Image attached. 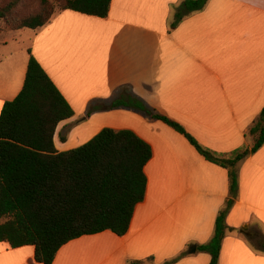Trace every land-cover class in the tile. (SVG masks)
I'll use <instances>...</instances> for the list:
<instances>
[{"label": "crops", "instance_id": "obj_1", "mask_svg": "<svg viewBox=\"0 0 264 264\" xmlns=\"http://www.w3.org/2000/svg\"><path fill=\"white\" fill-rule=\"evenodd\" d=\"M183 1L112 0L107 18L57 11L47 25L32 30V55L74 111L57 128L59 152L86 144L105 128L134 131L153 149L145 168L146 198L127 234L105 231L73 240L53 264L149 258L164 264L182 254L174 264L211 262L209 254L189 250L214 236L230 194L227 169L144 112L106 109L131 93L215 153L253 146L246 134L264 109V0H209L170 31L172 8ZM0 46L5 50L0 53L1 115L4 104L23 89L30 54L6 40ZM238 172L239 196L227 216L234 231L223 241L219 264H264V253L241 232L248 225L264 237V146L240 162ZM0 264L39 263L34 247L0 243Z\"/></svg>", "mask_w": 264, "mask_h": 264}, {"label": "trees", "instance_id": "obj_2", "mask_svg": "<svg viewBox=\"0 0 264 264\" xmlns=\"http://www.w3.org/2000/svg\"><path fill=\"white\" fill-rule=\"evenodd\" d=\"M0 19L13 31L36 30L47 25L57 10L41 0L40 11L17 19L14 9L21 0H2ZM209 0H184L173 8L169 30ZM112 0H62L59 11L107 18ZM30 60L22 91L4 104L0 115V243L11 248H35V261L53 264L59 250L83 236L111 231L123 237L129 231L137 206L146 198L145 168L153 158L152 146L131 130L105 128L86 144L59 152L55 147L58 126L74 111L29 50ZM124 107L144 112L184 136L207 161L227 169L230 194L216 220L212 240L198 246L219 264L223 241L234 229L227 216L239 196L238 165L264 146V109L246 136L251 148L229 155L202 146L183 125L148 107L131 93L123 94L106 109ZM91 112L87 115L89 117ZM67 137L61 136L66 141ZM245 235V234H244ZM264 253V237L248 238ZM185 254L164 264H174ZM153 259L129 264H152Z\"/></svg>", "mask_w": 264, "mask_h": 264}, {"label": "rangeland", "instance_id": "obj_3", "mask_svg": "<svg viewBox=\"0 0 264 264\" xmlns=\"http://www.w3.org/2000/svg\"><path fill=\"white\" fill-rule=\"evenodd\" d=\"M48 1H50L55 11L56 10L59 11L60 2L62 0H48ZM4 4L6 5L7 3H3L2 0H0V6H3ZM40 7H41V0H21L20 4L14 9V15L17 19L33 16L40 11ZM4 28L5 30H3ZM32 35L33 32L30 29L23 31H13L11 27L4 20L0 19V45L5 44V40H6V42L10 46H17L19 50H24L25 52H27L31 49ZM14 49L11 48V50ZM1 52H5V50H3V47L0 46V53ZM124 92H127L126 89H124ZM96 128L89 130L86 137L90 136L96 130ZM61 134L67 135V130L66 129L63 130ZM251 231L253 230L251 229ZM252 233L253 235L255 234L254 232ZM261 234L263 233L261 232Z\"/></svg>", "mask_w": 264, "mask_h": 264}, {"label": "water", "instance_id": "obj_4", "mask_svg": "<svg viewBox=\"0 0 264 264\" xmlns=\"http://www.w3.org/2000/svg\"><path fill=\"white\" fill-rule=\"evenodd\" d=\"M241 232H242L243 234H245V236H247V238H253V233H252V231L250 230V228H249L248 225L243 226L242 229H241ZM196 251H197L196 246H193V247L191 248V250L189 251V253H190V254H193V253H195Z\"/></svg>", "mask_w": 264, "mask_h": 264}]
</instances>
